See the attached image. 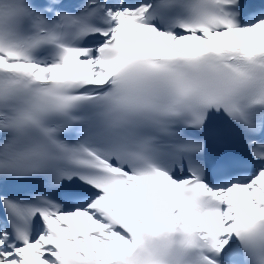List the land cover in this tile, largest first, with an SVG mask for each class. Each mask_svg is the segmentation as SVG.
I'll list each match as a JSON object with an SVG mask.
<instances>
[{
	"label": "snow or ice",
	"instance_id": "snow-or-ice-1",
	"mask_svg": "<svg viewBox=\"0 0 264 264\" xmlns=\"http://www.w3.org/2000/svg\"><path fill=\"white\" fill-rule=\"evenodd\" d=\"M0 264H264V0H0Z\"/></svg>",
	"mask_w": 264,
	"mask_h": 264
}]
</instances>
